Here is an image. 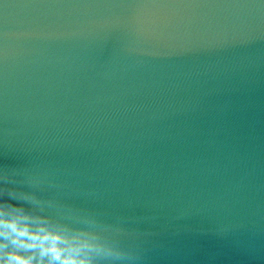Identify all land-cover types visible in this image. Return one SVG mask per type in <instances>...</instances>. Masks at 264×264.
<instances>
[{"label":"water","instance_id":"95a60500","mask_svg":"<svg viewBox=\"0 0 264 264\" xmlns=\"http://www.w3.org/2000/svg\"><path fill=\"white\" fill-rule=\"evenodd\" d=\"M0 204L106 264H264V0H0Z\"/></svg>","mask_w":264,"mask_h":264},{"label":"clouds","instance_id":"9594fccd","mask_svg":"<svg viewBox=\"0 0 264 264\" xmlns=\"http://www.w3.org/2000/svg\"><path fill=\"white\" fill-rule=\"evenodd\" d=\"M8 210L9 206L0 204V212ZM0 234L8 237L14 246L6 259H0V264H34L25 252L36 248L51 258V264H106L122 256L121 250L102 232L66 237L44 225L33 228L23 215L0 216Z\"/></svg>","mask_w":264,"mask_h":264}]
</instances>
